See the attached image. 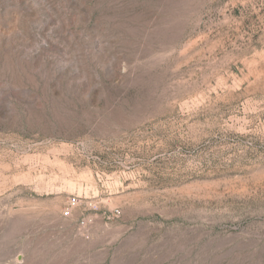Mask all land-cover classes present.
<instances>
[{
    "label": "rangeland",
    "instance_id": "obj_1",
    "mask_svg": "<svg viewBox=\"0 0 264 264\" xmlns=\"http://www.w3.org/2000/svg\"><path fill=\"white\" fill-rule=\"evenodd\" d=\"M0 264H264V0H0Z\"/></svg>",
    "mask_w": 264,
    "mask_h": 264
},
{
    "label": "built area",
    "instance_id": "obj_2",
    "mask_svg": "<svg viewBox=\"0 0 264 264\" xmlns=\"http://www.w3.org/2000/svg\"><path fill=\"white\" fill-rule=\"evenodd\" d=\"M65 215L68 216L69 213L66 212ZM87 225H88V221H87V220H83V221L80 223V229H79V230H80V234H81L83 237H85V238H88V235L86 234V231H85Z\"/></svg>",
    "mask_w": 264,
    "mask_h": 264
}]
</instances>
